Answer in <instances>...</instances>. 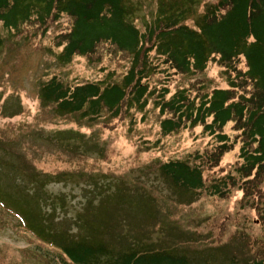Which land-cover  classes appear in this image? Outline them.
Listing matches in <instances>:
<instances>
[{
    "label": "rangeland",
    "instance_id": "rangeland-1",
    "mask_svg": "<svg viewBox=\"0 0 264 264\" xmlns=\"http://www.w3.org/2000/svg\"><path fill=\"white\" fill-rule=\"evenodd\" d=\"M135 1L139 10L134 21L142 27L151 19L156 0ZM214 1L200 0L198 13ZM193 20L186 23L193 27ZM68 26L69 18L62 16L45 32L29 25L19 31L0 27V196L29 211L30 224L55 240L89 238L114 250L131 243L146 249L174 248L195 264L252 260L250 246L264 238L255 208L243 204L256 206L253 196L242 200L243 192L231 185L225 198L206 191L182 193L159 171L166 161L197 164L198 156L215 152L216 141L202 125L163 135V116L153 98L143 111L131 108L115 119L103 112L95 121L61 113L55 103L42 99L41 87L53 76L69 85L119 82L129 66V59L108 46L90 58L75 56L61 63L55 36ZM198 79L206 90L228 88L222 67L214 61L193 76L159 65L147 81L157 92L166 85L171 95L182 87L195 89ZM223 132L233 146L217 166H202L207 182L233 173L237 164L238 132L231 123ZM261 190L264 193V182ZM8 213L0 209L4 264H69Z\"/></svg>",
    "mask_w": 264,
    "mask_h": 264
},
{
    "label": "trees",
    "instance_id": "trees-1",
    "mask_svg": "<svg viewBox=\"0 0 264 264\" xmlns=\"http://www.w3.org/2000/svg\"><path fill=\"white\" fill-rule=\"evenodd\" d=\"M199 4L200 0H156L151 19L138 27L135 0H0V27L19 31L29 25L45 32L66 16L68 28L55 36L61 63H69L75 56L90 58L103 46L129 59L119 82L69 85L53 76L41 87L42 99L55 103L61 113L95 121L103 112L115 119L131 108L143 111L153 98L154 108L163 116L159 123L163 135L202 125L216 141L215 152L198 156L197 164L166 161L159 165L160 173L182 193L206 191L225 198L229 186H236L243 192L242 200L255 198L256 206L248 201L243 204L255 208L264 226V0H216L198 13ZM191 17L193 27L186 23ZM2 45L0 33V50ZM211 61L222 67L228 88L206 90L198 79L195 89L182 87L169 95L166 85L157 92L148 84L149 74L159 65L174 74L193 76L203 73ZM230 123L240 143L237 164L233 173L207 182L202 166H217L232 149L223 132ZM5 198L0 196L2 212H12L19 227L58 250L69 264H195L174 248L146 249L131 243L114 250L89 238L55 240L40 226L30 224L29 211L23 212ZM250 247L255 254L252 260L239 263L230 259L218 264H264V238ZM2 261L0 256V264Z\"/></svg>",
    "mask_w": 264,
    "mask_h": 264
}]
</instances>
